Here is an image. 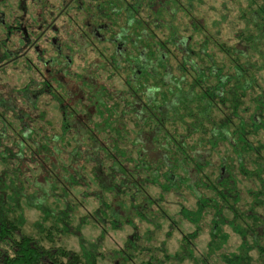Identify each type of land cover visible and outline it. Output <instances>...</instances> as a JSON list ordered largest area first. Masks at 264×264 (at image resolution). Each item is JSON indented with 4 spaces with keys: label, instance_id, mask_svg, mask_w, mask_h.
<instances>
[{
    "label": "trees",
    "instance_id": "16d2710c",
    "mask_svg": "<svg viewBox=\"0 0 264 264\" xmlns=\"http://www.w3.org/2000/svg\"><path fill=\"white\" fill-rule=\"evenodd\" d=\"M193 1L74 0L77 12L91 19L92 42L112 47L108 55L99 51L79 74L71 73L73 55L95 49L91 41L76 39L81 29L67 34L50 60L35 46L40 64L76 85L71 90L42 78L34 95L31 85L0 94V149L9 153L11 166V180L0 181V264H98L105 257L98 247L76 251L62 245V237L90 223L116 230L128 220L124 209L144 219L141 210L166 216L156 205L169 196L177 198L179 215L193 223L211 214L214 237L229 210L255 237L253 248L264 264V242L258 240L264 217L256 214L252 226L238 211L244 178L252 182L247 193L253 204L264 205V88L258 77L264 69V21L255 24L244 11L246 28L228 45L220 40L226 18L208 23L192 14ZM249 25L257 26L255 32ZM13 56L7 52L4 59ZM116 77L120 85L106 82ZM44 95L58 104L56 123L41 105ZM10 111L20 115L16 134ZM10 136L12 146L5 145ZM26 187L38 203L60 196L67 203L65 211L42 210L35 234L26 231L25 212L15 202L28 195ZM79 187L102 200L99 216L78 221ZM9 190L15 197L1 201ZM190 196L195 211L186 205ZM249 249L244 243L236 264H254ZM127 250L115 252L122 263L131 260Z\"/></svg>",
    "mask_w": 264,
    "mask_h": 264
},
{
    "label": "rangeland",
    "instance_id": "374dc122",
    "mask_svg": "<svg viewBox=\"0 0 264 264\" xmlns=\"http://www.w3.org/2000/svg\"><path fill=\"white\" fill-rule=\"evenodd\" d=\"M71 1L74 2V0H0L1 95L6 97L11 89L20 90L28 85H31L30 92L34 95L36 90L41 89V86H37L36 83H40L42 78L57 79L59 82L68 85L67 88L74 89L76 83L73 80L58 75L53 69L50 70L45 63L40 64L36 47L44 51L46 59L50 60V57L58 51V46L52 45L51 41L56 39L58 45L64 44L67 34L72 33L75 29L82 30L78 32L80 37L74 32L76 39L80 40L81 44H88L91 41L92 44L94 43L95 49L87 48L83 54L73 55L74 63L71 67V73H82L83 69L96 59L99 51L108 55L112 48L111 44L96 42V40L92 42L91 36L88 35L90 31V22L88 23V21L91 19L85 20L84 13L77 12L72 6L77 3H71ZM84 1H87V4L95 3L94 0ZM193 2L195 9L192 14L203 16L208 23L215 20L222 21L223 18H226L220 27L222 31L220 40L228 45L237 43L236 34L246 28L245 20H241L245 14L244 11L248 12L246 17L255 24L264 21V0H197ZM67 5H70L69 8ZM48 26H50V30L46 32ZM250 27L248 28L251 31L257 29V26L255 28ZM7 52L14 56L11 59H4ZM63 53L66 54V50H63ZM256 59L258 60V58ZM29 63L38 66V69H31ZM258 77L261 87L264 88V69L258 73ZM106 82L120 85L121 79L116 77L112 81ZM55 84L54 89H57ZM40 98L41 105L44 110L48 111L49 117L54 123L59 121L61 115L58 111V104L52 103L48 96L44 95ZM49 102L51 105L46 109L43 105ZM11 112L9 118L12 125L15 126L11 127V131L13 132V128L16 134L21 127L20 122L16 121L20 115ZM4 144L12 146L11 136L5 139ZM8 154V152H3L0 149V181L2 180L1 176L11 180L9 172H6L11 169V166L6 162L10 158ZM239 186L242 189V197L239 200L238 211L244 212L247 223L254 226L256 214L261 218L264 217V205L257 208L253 204L252 197L247 193V190L253 187L252 182L244 178L240 180ZM255 187L258 189L259 184ZM25 191L28 195L16 197L15 202L22 205L20 209L25 212L27 219L25 228L28 233L35 234L36 226L41 227L42 216L44 215L42 210L51 212L60 207L61 211H65L67 203L63 196L52 198L47 202L42 200V203H38V199L32 198L35 194L33 190L26 187ZM74 193L79 202L76 208L78 221L96 213L99 216V210L103 207L100 204L102 200H98L92 195L86 196V188L84 187L76 188ZM11 195H13L12 190H9L8 194L4 193L1 201H7V197H15ZM262 199L264 201V197ZM186 205L188 209L195 211V198L190 196ZM159 207L165 210L166 216L157 211L151 213L141 210L140 214L148 217L144 219L138 216L136 211L122 209V213L127 216L128 220L127 222L123 221L122 225L116 226V230L111 228L112 226H105L102 222L100 224L90 223L83 227H76V230L74 228L71 234L62 237L61 244L76 251H83L84 248L87 249L89 246L95 245L105 255V257L99 258L98 264H119V262L121 264H147L149 261L153 264H236L235 257L242 253L243 244L247 243L250 246L247 256L251 258L252 263L261 264L257 249L253 248L255 237L244 231L243 222L235 221L229 210L224 212L223 218L220 216L219 221L226 222L222 223L221 232L215 231L216 236L214 237L211 233V214H203L202 219L200 218L196 223H193L190 218L185 219L186 216L179 215L180 208L177 204V198L171 196H169L168 202L156 205V209H160ZM52 214L53 216L56 215ZM261 224L260 221L259 225ZM263 230L262 227L260 230L262 237H258V240L263 239L264 242ZM127 245L129 249L126 248ZM134 246L138 249L131 248ZM124 249H128L127 252L131 260L122 263L123 261L119 259L120 255L117 256L115 252Z\"/></svg>",
    "mask_w": 264,
    "mask_h": 264
},
{
    "label": "flooded vegetation",
    "instance_id": "af4514ba",
    "mask_svg": "<svg viewBox=\"0 0 264 264\" xmlns=\"http://www.w3.org/2000/svg\"><path fill=\"white\" fill-rule=\"evenodd\" d=\"M73 1H71V3H72ZM50 30V26H48V29H47V31L46 32H48ZM51 43L54 45V46H58V43H57V40L56 39H53L52 41H51ZM58 48V47H57Z\"/></svg>",
    "mask_w": 264,
    "mask_h": 264
}]
</instances>
